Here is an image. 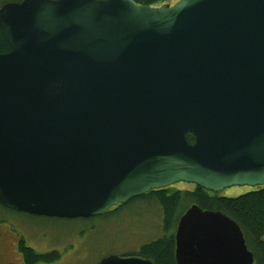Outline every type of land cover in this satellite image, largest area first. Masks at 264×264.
Instances as JSON below:
<instances>
[{"label":"water","instance_id":"1","mask_svg":"<svg viewBox=\"0 0 264 264\" xmlns=\"http://www.w3.org/2000/svg\"><path fill=\"white\" fill-rule=\"evenodd\" d=\"M180 183L264 186V0L1 6V206L89 219ZM175 240L177 264H255L221 212L192 206Z\"/></svg>","mask_w":264,"mask_h":264},{"label":"rangeland","instance_id":"2","mask_svg":"<svg viewBox=\"0 0 264 264\" xmlns=\"http://www.w3.org/2000/svg\"><path fill=\"white\" fill-rule=\"evenodd\" d=\"M148 6L158 8L163 4L155 1ZM172 188L192 190L193 186L180 183ZM250 189L233 187L217 195L237 198ZM110 211L108 217L68 220L30 216L0 207V218L13 233L25 237L29 247L56 257L46 264H98L110 255H138L144 245L164 235L163 214L157 202L137 198Z\"/></svg>","mask_w":264,"mask_h":264},{"label":"trees","instance_id":"3","mask_svg":"<svg viewBox=\"0 0 264 264\" xmlns=\"http://www.w3.org/2000/svg\"><path fill=\"white\" fill-rule=\"evenodd\" d=\"M21 1L0 0V8L7 2ZM135 1L142 5L160 1L163 5H166L174 0ZM193 187L192 190L174 191L173 188H167L152 191L139 198L146 202H157L160 205L163 214L162 231L164 235L158 240L144 245L136 256L144 257L154 264H177L175 233L180 218L189 208L196 205L205 211L221 212L236 222L244 234L248 249L254 254L255 264H264V186L252 188L250 192L237 198L219 197L217 194L206 191L201 187ZM124 205L126 204L120 206ZM1 208L4 207L1 206ZM10 211L16 212L14 210ZM111 213L112 211H109L95 218L108 217ZM30 252L35 253L33 250H30ZM55 258L51 255H32V263H52Z\"/></svg>","mask_w":264,"mask_h":264},{"label":"flooded vegetation","instance_id":"4","mask_svg":"<svg viewBox=\"0 0 264 264\" xmlns=\"http://www.w3.org/2000/svg\"><path fill=\"white\" fill-rule=\"evenodd\" d=\"M174 3L170 5H174ZM3 223L4 221L0 218V264H44L32 263V255L43 256L44 254L41 253L43 251L39 250V253L29 247V242L25 237L13 233Z\"/></svg>","mask_w":264,"mask_h":264}]
</instances>
